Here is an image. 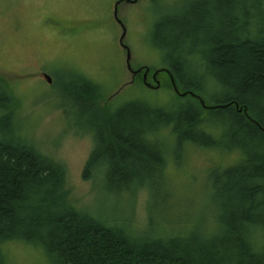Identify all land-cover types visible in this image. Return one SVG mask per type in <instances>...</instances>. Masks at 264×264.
<instances>
[{
    "label": "trees",
    "instance_id": "16d2710c",
    "mask_svg": "<svg viewBox=\"0 0 264 264\" xmlns=\"http://www.w3.org/2000/svg\"><path fill=\"white\" fill-rule=\"evenodd\" d=\"M190 3L182 15H163L152 37L180 91L187 93L179 96L186 102L168 107L130 100L106 109L100 84L83 79L68 89L88 112L94 135L84 177L102 172L106 192L116 198H132L147 187L153 210L165 223H189L175 220L174 206L155 191L157 186L177 193L166 172L172 152L166 142L172 135H178V150L217 147L218 134L230 152H240L241 159L209 183L216 228L204 232L198 221L189 231L176 232L150 214L148 228L136 232L78 209L65 199L63 166L22 133L5 84L0 92V264H10L2 246L14 240L41 245L52 264H264V0ZM192 58L201 65L188 74ZM211 87L232 92L205 101L216 105L212 108L190 94L202 97ZM224 120L227 126L219 133L217 124ZM167 130L166 142H159L157 134ZM189 197L182 202L186 209Z\"/></svg>",
    "mask_w": 264,
    "mask_h": 264
},
{
    "label": "rangeland",
    "instance_id": "374dc122",
    "mask_svg": "<svg viewBox=\"0 0 264 264\" xmlns=\"http://www.w3.org/2000/svg\"><path fill=\"white\" fill-rule=\"evenodd\" d=\"M190 1L124 0L116 10L118 0H0V92L6 84L22 133L63 166L65 199L80 210L124 223L136 232L148 228L150 214L155 222L171 225L176 232L189 231L198 221L204 232L213 231L217 219L210 180L239 161L241 154L230 152L218 134L217 147L188 145L182 150L176 146L177 134L168 142L164 139L168 130L157 134L159 142H166L173 152L166 172L177 193L157 186L155 191L174 206L175 220H188L189 228L165 223L153 210L147 187L138 189L132 198H116L106 192L102 172L84 177L94 135L89 131L88 112L68 88L83 79L100 84L104 90L100 103L106 109L130 100L168 107L186 102L172 86L165 70L166 54L152 37L163 15H182ZM192 59L188 74L195 71L194 65H201ZM146 69L152 86L144 82ZM156 71L159 84L154 79ZM43 72L52 77L51 82ZM231 92L230 88L216 92L211 87L202 97L213 102ZM225 120L218 122L217 132L227 126ZM186 196H190V209H186L188 203L182 204ZM2 249L10 264H52L38 244L14 240Z\"/></svg>",
    "mask_w": 264,
    "mask_h": 264
},
{
    "label": "water",
    "instance_id": "95a60500",
    "mask_svg": "<svg viewBox=\"0 0 264 264\" xmlns=\"http://www.w3.org/2000/svg\"><path fill=\"white\" fill-rule=\"evenodd\" d=\"M133 1H137V0H133ZM117 6H118V5H116V8H115L116 10H117ZM164 69H165V68H164ZM164 69H163V70H164ZM165 70L167 71V73L169 74V76H170V78H171V81H172V84H173V87H174L175 91H176L179 95H186V94H187L186 92H181V91H180V89H179V87H178V85H177V82H176L174 76L172 75V73L170 72V70L167 69V68H166ZM137 71H140V70H137ZM148 72H149V70L146 69V71H145V73H144V82H145V83H146V78H147V74H148ZM158 72H159V71H156V72H155V74H154V79L156 78V75H157ZM44 76H45V78H46V80H47L48 82H51V81H52V77H51L49 74L44 73ZM156 82H157V84H159V81H158V80H156ZM146 84H147L148 86H150V83H146ZM190 94L196 96V97L200 100L201 104H202L205 108L216 107V105H207L206 102H205V100H204L201 96L197 95L196 93L190 91ZM237 106H238V105H237ZM242 110H243V108H240V111H242ZM246 110H247V108H245V111H246Z\"/></svg>",
    "mask_w": 264,
    "mask_h": 264
},
{
    "label": "flooded vegetation",
    "instance_id": "af4514ba",
    "mask_svg": "<svg viewBox=\"0 0 264 264\" xmlns=\"http://www.w3.org/2000/svg\"><path fill=\"white\" fill-rule=\"evenodd\" d=\"M122 1H124V0H118V2H117V4L116 5H118V3H120V2H122ZM140 72V71H139ZM44 73L45 72H43V77L45 78V76H44ZM144 73H145V71H144ZM144 73H143V79H144ZM149 73V72H148ZM147 78H148V74H147ZM147 78H146V83H148L147 81ZM46 79V78H45ZM155 81H156V79H155ZM150 86H152L151 84H150Z\"/></svg>",
    "mask_w": 264,
    "mask_h": 264
}]
</instances>
